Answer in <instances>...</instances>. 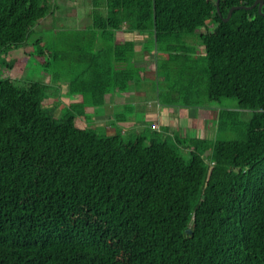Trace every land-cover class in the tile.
<instances>
[{
	"label": "trees",
	"instance_id": "obj_1",
	"mask_svg": "<svg viewBox=\"0 0 264 264\" xmlns=\"http://www.w3.org/2000/svg\"><path fill=\"white\" fill-rule=\"evenodd\" d=\"M215 1L92 0L88 28L101 46L80 56L93 77L69 83L70 94L102 105L105 66L137 64L134 42L113 36L124 25L143 36V56L153 50L158 66L189 77L192 100L167 95L163 104L226 99L249 113L242 139L211 146L169 132L171 146L157 129L123 142L52 117L47 86L20 82L5 59L52 12L50 0H0V264H264V0L261 14L237 9L225 22L230 8L255 0H218L219 15ZM184 36L198 40L201 66ZM115 79L125 88L129 74ZM235 114H214L216 134L232 129Z\"/></svg>",
	"mask_w": 264,
	"mask_h": 264
},
{
	"label": "rangeland",
	"instance_id": "obj_2",
	"mask_svg": "<svg viewBox=\"0 0 264 264\" xmlns=\"http://www.w3.org/2000/svg\"><path fill=\"white\" fill-rule=\"evenodd\" d=\"M72 3H75V1L51 0L50 6L53 9L51 22L36 24L28 36L27 43L19 50L5 56L6 60L13 59V63L18 68L16 78L20 82L34 81L47 86L45 92L47 97L42 101V104L44 108L50 111L52 117L55 119H59L62 115L75 117L76 124L81 128L91 130L97 135H115L123 142L131 141L137 135L144 136L147 139L151 132L156 129L163 136L169 134L163 139L171 146H175L174 139L170 135L173 132H176V141L185 142L188 138L195 137L205 138L211 146L214 141L243 138L249 113H240L235 101L226 99H221L218 104H213L210 108L202 106L177 107L180 110H185L187 114L184 112L176 114V111L173 115V111L168 110L172 119L166 118L164 124L173 126L170 133L161 130V127L153 129L152 126L159 124L160 121L154 117V114L151 115L153 117H147L144 113L145 107L161 108L164 105L161 101L167 95L172 98L177 97L179 103H181L180 97L182 96L188 101L192 100L187 86L189 77L183 74L182 71L179 73L178 66L173 63L165 67L158 66L163 61L159 56L156 58L153 50L149 52L148 55L150 56H145V61L136 65L134 63L133 66H105L104 68L110 69L109 73L105 74L106 77L109 76V81L105 82L104 86V93L109 94L108 96L116 89L114 88L115 85L119 84L115 79L118 73L117 70L124 69L128 71L129 80L125 84V88H127L128 95L131 97L130 100L119 103V105H111L108 102L109 97L105 101L107 104L104 101L102 105L94 104L95 102H92L93 97L89 92L79 95L80 97L78 96L74 100H69V83H73L78 79L91 81L93 77L90 66H85L86 61H82L80 56L93 53L101 46V39L99 37L93 38L94 35L88 28V21L83 18L77 20L71 15ZM85 8L87 7L83 6L82 9ZM205 22L207 24L209 20L206 19ZM43 25H45L44 28ZM196 32H199V30ZM143 39H139L141 43L135 41L140 44H137L139 45V52L137 51L134 60L138 61L143 56L141 52ZM181 42L189 49V53L193 52L192 55H196L194 58L198 56L196 58L197 66H201L203 64L202 49L196 37L184 36L181 38ZM44 49H47V51L54 50L56 52L55 57L54 55L52 57L44 55L45 53L34 54L36 51ZM23 52H26L27 55L33 54V56L26 60L27 57L23 56ZM51 59H54L52 63ZM45 60L50 62L51 65L43 72L41 62ZM102 99H105V95ZM219 110L236 111V118L231 130L216 134L213 116ZM180 116L183 117L178 119L177 122V118ZM177 151L181 158L187 159V149L179 146Z\"/></svg>",
	"mask_w": 264,
	"mask_h": 264
},
{
	"label": "crops",
	"instance_id": "obj_3",
	"mask_svg": "<svg viewBox=\"0 0 264 264\" xmlns=\"http://www.w3.org/2000/svg\"><path fill=\"white\" fill-rule=\"evenodd\" d=\"M73 1H75V3H72L71 15H73L74 18L77 19V20L83 18L86 21L91 22L90 12H91V9H92V0H87V1H84V0H73ZM85 2H87V3L85 4ZM50 4H51V0H50ZM69 6H71V4H69ZM83 6H86L87 8L82 9ZM100 8L102 10V6ZM52 11H53V9H52ZM52 17H53V12L47 14L39 22L40 23H43V22L50 23ZM42 27L44 28L45 25H43ZM113 36H114L115 39H120V40L123 39V40H126V41L132 40L134 42V44H135L136 53H137V51L139 52V50H138V46L139 45H137V44L141 43L140 40H141V38H143V36H136L133 32H130L129 30H127L124 25H122V27L119 30L114 31ZM135 41H140V43H138V42L136 43ZM136 53H135V55H136ZM148 56H150V55H148ZM143 61H145V56H141L140 60H138V61L136 60L137 63H141ZM144 66H145V63H144ZM120 67H122V66H120ZM121 70L123 71L124 69H121ZM119 71L120 70H117L118 73H119ZM126 72H128V71H126ZM127 87H130V86H127ZM108 95L109 94H105V99H102V100L104 101L105 104H107V102H105V101L107 100V98L110 97V99H108V102H109V104L111 103V105H113V104L114 105H119V103L126 102L128 99L130 100V98H131L130 95H128L127 88H122V89L116 88L115 90H113L111 92L110 96H108ZM69 96H70L69 100H74V99L78 98L79 95H77V94H72L71 95L69 93ZM49 97H50V95H49ZM168 110L169 111L170 110L173 111V115H175L174 113L176 111H177L176 114H181V112H184V113L187 114V112L185 110H182V109L180 110V108L173 107V106H168L166 104L162 105L161 108H159V109H155L152 106H148V107L144 108V113H146L147 117H153L151 115L154 114V117L158 118L159 121H160L159 124L152 126L153 129L161 127V130H163V128L166 127L167 129L169 128L168 130H166L167 133L170 132V129H172L173 126H169V125H165L164 124L166 122V120H165L166 118L172 119L171 114H169ZM182 117L183 116H180L179 118H177V122H178V119H180ZM187 118H189V117H187Z\"/></svg>",
	"mask_w": 264,
	"mask_h": 264
},
{
	"label": "water",
	"instance_id": "obj_4",
	"mask_svg": "<svg viewBox=\"0 0 264 264\" xmlns=\"http://www.w3.org/2000/svg\"><path fill=\"white\" fill-rule=\"evenodd\" d=\"M261 6H262V0H255L251 6H247V7H244V6H242V7H232V8H230V9L228 10V12H227L225 18L222 19V21H223V22L227 21L228 18L230 17V15H231L232 11L237 10V9L249 10V9H252L253 7H256L257 12L260 13V8H261ZM215 10H216L217 14L219 15V11H218V0L215 1ZM260 14H261V13H260ZM185 233H186V234H189L190 231L187 229V230L185 231Z\"/></svg>",
	"mask_w": 264,
	"mask_h": 264
}]
</instances>
